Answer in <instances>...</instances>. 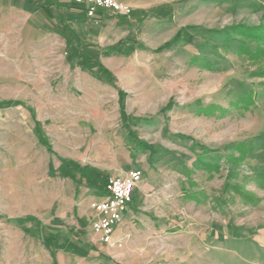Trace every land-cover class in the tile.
Instances as JSON below:
<instances>
[{
  "label": "rangeland",
  "instance_id": "rangeland-1",
  "mask_svg": "<svg viewBox=\"0 0 264 264\" xmlns=\"http://www.w3.org/2000/svg\"><path fill=\"white\" fill-rule=\"evenodd\" d=\"M9 1L0 0V264H264V52L238 53L241 36L228 33L264 25V0H154L122 17L116 41L126 40L100 55L116 79L73 66L57 22L46 29ZM240 142L254 151L229 162ZM140 153L160 170L155 192L172 220L112 247L76 225L106 176L78 184L61 158L108 172Z\"/></svg>",
  "mask_w": 264,
  "mask_h": 264
},
{
  "label": "crops",
  "instance_id": "crops-1",
  "mask_svg": "<svg viewBox=\"0 0 264 264\" xmlns=\"http://www.w3.org/2000/svg\"><path fill=\"white\" fill-rule=\"evenodd\" d=\"M119 1L132 7L133 12L130 16L134 15L135 11L140 15L144 14L152 8L151 6L155 2L154 0ZM9 2L16 8L28 11L29 17L37 23L39 20L46 29H51L54 27L53 24L57 22L58 26L54 27L55 31L64 39L63 50L68 55L69 61L73 66L86 67L83 65L82 59L97 55L99 61L109 70L102 62L100 55L101 52L108 55L107 52L110 51L105 50V52L101 46L110 48V46H117L119 42L126 40V38H121L116 41V37L119 34L117 33L118 28L123 23H126V20L122 19V17L128 18L130 16L115 14L100 8L95 16L89 17L83 6L74 4L69 0H10ZM82 41L89 44L92 49L90 54L86 53V47H83ZM94 69L96 70V68ZM113 77L116 79V76ZM119 95L124 97L125 92H122V94L119 92ZM122 113H125L123 106ZM115 137L120 145L123 146L125 144L124 138L116 135ZM151 158L152 156L148 155V153H140L136 158L131 157L125 166H114L108 172L91 169L89 166H83L73 159L61 158L64 169L62 175L70 177L78 184L85 182L88 185H92L104 176H106L105 181H107L111 176H122L133 169L142 171V180L134 191L133 201L114 234L115 242H119L121 245L129 240L134 231L144 232L150 230L152 232H162L166 230L172 220V215L166 214L165 209L162 208L164 203L162 200L163 196L160 197V193L155 192L158 187L161 188V173L156 165H152ZM74 170H77L79 175ZM104 192V195L101 196L105 197V186ZM101 196L98 198L94 196L80 202L78 222L76 224L79 228L91 231L100 241V237L93 230L97 213L92 207V202L103 199L104 197ZM165 199H167V196ZM116 246L118 245L112 247Z\"/></svg>",
  "mask_w": 264,
  "mask_h": 264
},
{
  "label": "built area",
  "instance_id": "built-area-1",
  "mask_svg": "<svg viewBox=\"0 0 264 264\" xmlns=\"http://www.w3.org/2000/svg\"><path fill=\"white\" fill-rule=\"evenodd\" d=\"M85 8L89 17L95 16L98 9L130 16L133 9L130 5L119 0H69ZM142 180V171L133 169L122 176H111L105 183L106 196L92 202V207L97 213V219L93 225L94 232L101 241L110 246H121L115 242L114 234L122 222L124 214L133 201L134 191Z\"/></svg>",
  "mask_w": 264,
  "mask_h": 264
},
{
  "label": "trees",
  "instance_id": "trees-1",
  "mask_svg": "<svg viewBox=\"0 0 264 264\" xmlns=\"http://www.w3.org/2000/svg\"><path fill=\"white\" fill-rule=\"evenodd\" d=\"M234 33L235 35L241 36L240 38V49L238 53L249 54L253 58H257L264 52V48L262 45L264 44V25H247V24H236L230 26L228 33ZM180 35H178V38ZM256 42V49L252 50L250 43ZM107 54H111V52H107ZM196 61V60H194ZM83 65L90 68L91 70L94 68H98L104 74H109L112 79L114 77L110 74L109 70L99 61L97 55H92L89 58L82 59ZM205 67H210L209 62H204ZM122 93V92H121ZM250 100L252 97L249 98ZM202 112V109H201ZM45 141V140H44ZM46 142V141H45ZM47 143V142H46ZM143 148L146 150H150L153 155L156 152V148L146 142H142ZM239 151V156L235 157L234 155H228V161L233 163H239L244 161L251 152L254 151V146L247 144L246 142H240L238 145L234 146ZM196 165L204 169L215 170L219 169V165L212 164L211 162H203L202 160H197ZM227 189L233 188L236 192L241 193L249 203H254L257 198L253 196L250 192H243L241 186L236 184L235 186H231L229 183L226 184ZM51 239V238H50Z\"/></svg>",
  "mask_w": 264,
  "mask_h": 264
}]
</instances>
